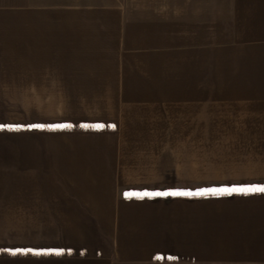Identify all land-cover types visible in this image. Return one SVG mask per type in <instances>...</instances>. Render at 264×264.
Segmentation results:
<instances>
[{"label": "crops", "instance_id": "0c3cea01", "mask_svg": "<svg viewBox=\"0 0 264 264\" xmlns=\"http://www.w3.org/2000/svg\"><path fill=\"white\" fill-rule=\"evenodd\" d=\"M264 0H0V264H264Z\"/></svg>", "mask_w": 264, "mask_h": 264}, {"label": "snow or ice", "instance_id": "6c2138e0", "mask_svg": "<svg viewBox=\"0 0 264 264\" xmlns=\"http://www.w3.org/2000/svg\"><path fill=\"white\" fill-rule=\"evenodd\" d=\"M238 191H241L243 194H254V193H264V185L259 186H250L243 189H238Z\"/></svg>", "mask_w": 264, "mask_h": 264}]
</instances>
